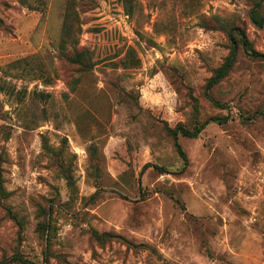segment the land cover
Masks as SVG:
<instances>
[{
  "label": "rangeland",
  "instance_id": "1",
  "mask_svg": "<svg viewBox=\"0 0 264 264\" xmlns=\"http://www.w3.org/2000/svg\"><path fill=\"white\" fill-rule=\"evenodd\" d=\"M45 3L0 0V264H264V60L209 87L264 0Z\"/></svg>",
  "mask_w": 264,
  "mask_h": 264
},
{
  "label": "trees",
  "instance_id": "2",
  "mask_svg": "<svg viewBox=\"0 0 264 264\" xmlns=\"http://www.w3.org/2000/svg\"><path fill=\"white\" fill-rule=\"evenodd\" d=\"M22 1L27 2L29 0H22ZM34 1L37 2V4L39 5L38 7H40L41 5L44 6L46 4L45 0H34ZM251 19L259 27H264L263 22L258 20L256 13L252 14ZM235 34L238 36V38H240V41L243 43L242 45H243V48L245 50V53L251 59H253V60H264V54L263 53H260V52L254 50L250 47L249 41L246 37L247 36L246 32L240 28H237L229 34V38L233 44L231 52H230L229 56L227 57V59L225 60L224 64L221 66V68L217 70V72L214 74V76L210 80L209 87H213L214 85H216V84L220 83L222 80H224L229 75V73L232 71L233 67L236 64L237 54L239 51V44L241 42L240 43L237 42L236 38L234 37ZM227 122H228V118L213 117V118L203 122L202 124L195 126L193 129H188L186 127H178L176 129L170 130V135L172 136V138L175 141L177 151L185 163V168L189 164L188 163V157L178 142L179 137L198 138L201 135V133L211 123L225 124ZM3 190H4V186H3L2 180L0 178V191H3ZM107 237L113 238L114 236H107Z\"/></svg>",
  "mask_w": 264,
  "mask_h": 264
}]
</instances>
